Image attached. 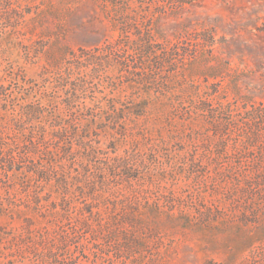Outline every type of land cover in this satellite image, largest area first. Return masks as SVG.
<instances>
[{"label":"rangeland","instance_id":"374dc122","mask_svg":"<svg viewBox=\"0 0 264 264\" xmlns=\"http://www.w3.org/2000/svg\"><path fill=\"white\" fill-rule=\"evenodd\" d=\"M0 264H264V0H0Z\"/></svg>","mask_w":264,"mask_h":264}]
</instances>
